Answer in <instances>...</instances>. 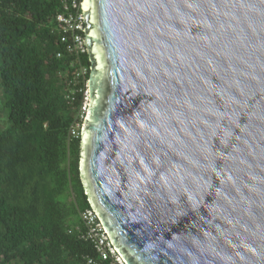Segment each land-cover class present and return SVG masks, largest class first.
<instances>
[{
  "label": "water",
  "instance_id": "95a60500",
  "mask_svg": "<svg viewBox=\"0 0 264 264\" xmlns=\"http://www.w3.org/2000/svg\"><path fill=\"white\" fill-rule=\"evenodd\" d=\"M79 179L124 264H264V0H82Z\"/></svg>",
  "mask_w": 264,
  "mask_h": 264
},
{
  "label": "trees",
  "instance_id": "16d2710c",
  "mask_svg": "<svg viewBox=\"0 0 264 264\" xmlns=\"http://www.w3.org/2000/svg\"><path fill=\"white\" fill-rule=\"evenodd\" d=\"M67 5L0 0V264L113 263L80 218L90 208L69 128L85 88L55 28Z\"/></svg>",
  "mask_w": 264,
  "mask_h": 264
},
{
  "label": "built area",
  "instance_id": "2783aa9c",
  "mask_svg": "<svg viewBox=\"0 0 264 264\" xmlns=\"http://www.w3.org/2000/svg\"><path fill=\"white\" fill-rule=\"evenodd\" d=\"M81 3L82 0H68V5L65 7L64 12L55 19V28L60 34L59 41L63 47V52L72 57V63L76 68L73 80L82 81L85 88L80 109L75 117V122L69 128L70 140H77L80 138V129L85 120L88 108V95L86 90L87 80H85V76L89 68L82 66L80 61V56L85 53L82 41L83 20L80 8ZM61 56L62 53L56 55L57 58ZM80 218L86 228L85 239L93 243L97 253L100 256L107 255L112 258V264H124L108 242L106 233L103 231L93 212L86 211L81 213Z\"/></svg>",
  "mask_w": 264,
  "mask_h": 264
},
{
  "label": "rangeland",
  "instance_id": "374dc122",
  "mask_svg": "<svg viewBox=\"0 0 264 264\" xmlns=\"http://www.w3.org/2000/svg\"><path fill=\"white\" fill-rule=\"evenodd\" d=\"M1 96H0V107H1ZM3 119V113H2V111H1V109H0V120H2Z\"/></svg>",
  "mask_w": 264,
  "mask_h": 264
}]
</instances>
